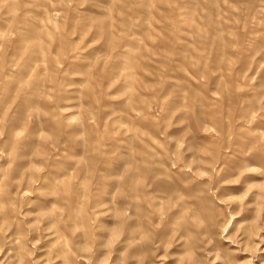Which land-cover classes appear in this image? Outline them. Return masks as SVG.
Masks as SVG:
<instances>
[{
	"label": "rangeland",
	"instance_id": "obj_1",
	"mask_svg": "<svg viewBox=\"0 0 264 264\" xmlns=\"http://www.w3.org/2000/svg\"><path fill=\"white\" fill-rule=\"evenodd\" d=\"M0 264H264V0H0Z\"/></svg>",
	"mask_w": 264,
	"mask_h": 264
}]
</instances>
